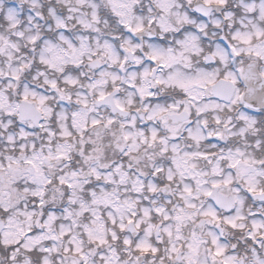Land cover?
I'll list each match as a JSON object with an SVG mask.
<instances>
[{
	"label": "snow or ice",
	"instance_id": "obj_1",
	"mask_svg": "<svg viewBox=\"0 0 264 264\" xmlns=\"http://www.w3.org/2000/svg\"><path fill=\"white\" fill-rule=\"evenodd\" d=\"M0 264H264V0H0Z\"/></svg>",
	"mask_w": 264,
	"mask_h": 264
}]
</instances>
